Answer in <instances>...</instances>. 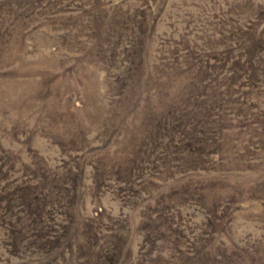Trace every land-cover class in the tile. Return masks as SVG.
I'll return each mask as SVG.
<instances>
[{
    "label": "rangeland",
    "instance_id": "374dc122",
    "mask_svg": "<svg viewBox=\"0 0 264 264\" xmlns=\"http://www.w3.org/2000/svg\"><path fill=\"white\" fill-rule=\"evenodd\" d=\"M182 98L215 121L205 169L182 170L176 130L117 180ZM40 177L69 190L45 195L51 237L14 254L0 204V264H77L87 227L117 264H264V0H0V195Z\"/></svg>",
    "mask_w": 264,
    "mask_h": 264
},
{
    "label": "trees",
    "instance_id": "16d2710c",
    "mask_svg": "<svg viewBox=\"0 0 264 264\" xmlns=\"http://www.w3.org/2000/svg\"><path fill=\"white\" fill-rule=\"evenodd\" d=\"M132 80L136 82V77L135 79H133L132 76V78L128 79L129 82H131ZM191 96L198 98L199 95L198 93H196L192 94ZM134 98V90H132V88H129L126 94L123 95L121 100L119 101L127 110H132L135 106ZM189 102V99L185 100L184 98H182V100L180 101V103H182L181 110L169 109L167 110V113L165 115L153 114L148 115V117L146 118H143V129L146 126V129L144 131L145 139L143 142L133 148L136 149L135 158L131 161V166L133 167H129L127 170L121 168L120 172H116L114 176L117 180L132 182L135 177V171H132V168L134 170V168L137 169L141 166L138 163H142V161H144L143 155L148 152L150 153V148L154 151L155 147H151V145L157 143L159 139H162V137H168L170 139V142L173 143L175 141L174 134L176 133V130H179V133H181V131H184L183 136L185 137V139L182 138V140L184 142L186 141L183 149L185 156L182 157V170L196 171L199 169H205L206 151L203 147H201V142L198 136L203 133V125L215 121L212 118L210 119V117L208 120L202 121L200 119L202 117V112L196 108L195 109L198 112H196V110L195 112L189 111ZM192 107H194V104H192ZM137 111L138 110H135L134 115ZM215 139H219V137L215 136ZM133 143L134 140L129 139L128 146H131ZM41 178L43 177L39 178V183L37 179V185L31 183H22L19 185L16 184L13 187V184L10 183L8 185L12 187L8 186V188H4L2 191L3 194L0 195V204L7 202L9 203L8 207L1 209L5 210L3 214L6 215L8 219H16V224H12L10 230L11 241L9 243V246L12 248L11 250L14 254H18L21 252L20 250L22 248V242H29L25 248H28L31 245L34 246L38 244L42 246L43 243H41V241L47 239L48 236L51 237L50 235H45L44 237V235H42L41 233L42 215L44 214L45 206L44 203H48L44 202L45 195H47L48 193L52 197H56L57 194L69 191L68 188L64 187V183H66L64 182L63 186L57 187L55 193L54 191L47 190V193L42 194V189H46V187H43L41 185L43 183V181H41L43 179ZM59 189V193L56 194ZM184 195L186 197H184ZM189 196L190 194H188L186 190H182L180 200L183 201L180 202L188 201ZM191 199L193 198L191 197ZM195 202L198 203L199 201ZM14 207H19V210H14ZM97 234L98 233L94 231V228L87 227V246H82L77 243V264H117L120 256L118 241H115L114 244L111 243L110 247H106L103 244L100 245V243L98 242L99 237L97 236ZM83 247L85 251L82 250ZM247 262L248 264H252V261L247 260L246 262L239 261L238 264H247Z\"/></svg>",
    "mask_w": 264,
    "mask_h": 264
}]
</instances>
